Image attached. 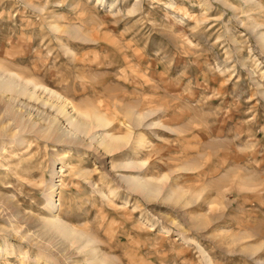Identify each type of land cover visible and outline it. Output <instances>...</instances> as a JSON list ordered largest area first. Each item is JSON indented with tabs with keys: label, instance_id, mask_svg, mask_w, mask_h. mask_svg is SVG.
Listing matches in <instances>:
<instances>
[{
	"label": "rangeland",
	"instance_id": "obj_1",
	"mask_svg": "<svg viewBox=\"0 0 264 264\" xmlns=\"http://www.w3.org/2000/svg\"><path fill=\"white\" fill-rule=\"evenodd\" d=\"M10 75L0 264H264V0H0Z\"/></svg>",
	"mask_w": 264,
	"mask_h": 264
},
{
	"label": "bare ground",
	"instance_id": "obj_2",
	"mask_svg": "<svg viewBox=\"0 0 264 264\" xmlns=\"http://www.w3.org/2000/svg\"><path fill=\"white\" fill-rule=\"evenodd\" d=\"M14 76L10 75L9 77H6L5 79L0 78V93L10 92V93H15L17 95L25 96L27 94V92L29 91V89H28L29 83L25 82L23 84V82H20L18 77L15 76L16 79H18V80H16ZM12 78L14 80H12ZM36 86H38V85H36ZM36 86L34 85V87H36ZM48 93H50L51 96H56L54 93H51V92H48ZM28 98L34 99L35 101L39 100V97L33 93L28 95ZM71 107H72V110H74L76 113L79 112L78 108L76 109V107H74L73 105ZM56 111H57V113L62 114L63 117L64 116L66 117V121L68 122L70 128H72V131L75 134L77 132L87 134L88 132L91 131V129H93L95 127H100V126L104 127L105 125L108 124L107 120L104 117L96 114V112L91 113L89 111H85V112L79 113V115L81 117H83V119H85L83 121V119L81 120L80 117L75 118V117L71 116V117L67 118V115L69 113H66L64 104L61 106L60 105L56 106ZM49 130H50V135L53 134L59 138V136L56 134V131H54V129L51 125H50ZM47 132H49V131H47ZM123 137L126 138L127 135H126V137L125 136H122V137L121 136L103 137L100 141H98V144L103 147V150H105V152L106 151H107V153H108V151L112 152L111 150L112 149L114 150L115 146H117V144H119L122 139L125 140ZM115 149H117V148H115ZM54 171H55V169H54ZM129 182L131 183L130 185L133 187V189L134 190L136 189L135 191L138 190L140 192H143V191L148 192V191H146L148 189L150 192L155 193V191L157 190L156 188H153L152 186L148 187V185H145L146 183L144 181H142V182H144L145 184L140 183V181H137L134 179H130V181H128V183ZM58 186H60V185H57V184L55 185V182H53L52 185H50L48 187V189H47L48 192L45 195V200L48 203L47 209H48V212H49L50 216L52 217V219L58 217V212L60 210L59 207L61 206L60 199L59 198L57 199V195L59 193L56 192V190H57ZM57 221H58L57 219L54 222L52 221V224L54 225V228L58 231V233L64 235L66 238H69L72 241V243L77 242L78 239L80 238V235L69 230L66 226H64L63 224H60Z\"/></svg>",
	"mask_w": 264,
	"mask_h": 264
}]
</instances>
